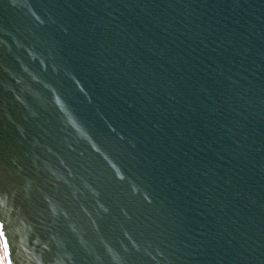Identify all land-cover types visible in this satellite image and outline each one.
<instances>
[{"label": "water", "instance_id": "1", "mask_svg": "<svg viewBox=\"0 0 264 264\" xmlns=\"http://www.w3.org/2000/svg\"><path fill=\"white\" fill-rule=\"evenodd\" d=\"M4 264H264V0H0Z\"/></svg>", "mask_w": 264, "mask_h": 264}, {"label": "rangeland", "instance_id": "2", "mask_svg": "<svg viewBox=\"0 0 264 264\" xmlns=\"http://www.w3.org/2000/svg\"><path fill=\"white\" fill-rule=\"evenodd\" d=\"M0 264H4L3 258H2V253H1V248H0Z\"/></svg>", "mask_w": 264, "mask_h": 264}]
</instances>
